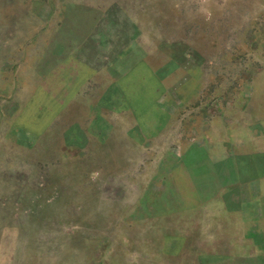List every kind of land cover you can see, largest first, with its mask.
I'll list each match as a JSON object with an SVG mask.
<instances>
[{
	"label": "rangeland",
	"instance_id": "obj_1",
	"mask_svg": "<svg viewBox=\"0 0 264 264\" xmlns=\"http://www.w3.org/2000/svg\"><path fill=\"white\" fill-rule=\"evenodd\" d=\"M262 48L264 0H0V264H244L214 115Z\"/></svg>",
	"mask_w": 264,
	"mask_h": 264
},
{
	"label": "crops",
	"instance_id": "obj_2",
	"mask_svg": "<svg viewBox=\"0 0 264 264\" xmlns=\"http://www.w3.org/2000/svg\"><path fill=\"white\" fill-rule=\"evenodd\" d=\"M213 135L214 231L230 259L264 264V48L260 70L245 71L214 115Z\"/></svg>",
	"mask_w": 264,
	"mask_h": 264
}]
</instances>
